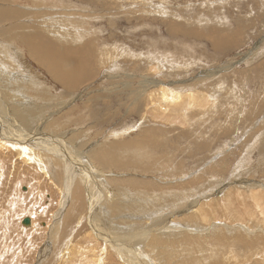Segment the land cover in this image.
<instances>
[{"label": "rangeland", "instance_id": "rangeland-1", "mask_svg": "<svg viewBox=\"0 0 264 264\" xmlns=\"http://www.w3.org/2000/svg\"><path fill=\"white\" fill-rule=\"evenodd\" d=\"M0 10L10 17L1 26L12 29L0 28V42L12 44L17 54L21 52L23 63L39 85L37 89L25 88L22 105L16 103L17 107L34 109L37 115L41 112L39 116L47 118L40 120L47 135H65L78 146L83 144L87 153L90 147L113 142L133 141L141 148L134 152L132 144L130 155L134 160L125 148L128 167H113L98 179L111 175L136 179V187L126 189L132 195L125 196L134 199L136 195H148L156 201L158 207L152 202L145 208L144 216L158 210L152 218L144 222L128 218L133 228L124 230H136L130 237L138 238L136 245L143 246L139 251L148 250L153 260L150 263L264 264V0H0ZM33 24L39 32L43 26L52 27L61 38L65 34L69 46L88 43L96 54L92 60L96 75L72 91L51 78L30 59L25 44L17 41L21 34L13 35L17 27L31 29ZM227 37L232 44L226 43ZM219 39L223 42H216ZM163 87L179 92V107L161 101ZM168 107L175 112L162 113ZM1 115L5 126L20 124L15 118L9 121L5 112ZM54 124H60L59 129L52 131ZM2 154L0 264H48L42 262L47 251L53 252L50 264H58L57 258L64 253L61 245L65 234L49 242L47 229L23 230L30 225L23 223L26 218L30 223L35 217L36 223L53 224L50 216L60 198L58 183L18 155L10 158L7 152ZM139 154L144 161L136 159ZM88 179L86 186L79 183L84 196L92 187L94 197L104 191V185L96 186L91 176ZM120 193L112 197H117L118 203L123 200ZM102 194L108 198L107 192ZM194 198L198 202L187 206ZM48 200L53 203L48 206L51 209L41 213L42 203ZM100 201L95 202L97 209L99 205L105 209ZM167 203H174L176 209L166 208ZM196 209L203 218L198 217ZM78 211L81 213V207L74 208ZM118 219L111 213L102 224L121 223ZM83 222L74 225L77 228ZM122 232L118 234L122 235L120 239L114 236V244L108 247L129 256L127 247L134 245V240L129 237L128 245ZM91 234L92 229L86 228L78 235L83 238L79 253H74L78 255L67 264H91L93 251L95 259L104 257L108 264L126 260L115 252L103 253L105 242L93 239ZM163 240L176 246H168ZM162 257L165 262H158Z\"/></svg>", "mask_w": 264, "mask_h": 264}, {"label": "bare ground", "instance_id": "bare-ground-1", "mask_svg": "<svg viewBox=\"0 0 264 264\" xmlns=\"http://www.w3.org/2000/svg\"><path fill=\"white\" fill-rule=\"evenodd\" d=\"M8 18H10V17H6L4 12L2 10H0V28H2L3 30L11 31L12 29H10V27H8L9 25L7 27L3 26V25L1 26V23L4 20L7 21ZM33 25H34V27H31V29L29 28L30 30L27 29L26 25L17 27V31L13 35L17 36V33L21 34L20 37L17 36V41L25 44V46H26L25 51H26V53H28V56L30 57V59H32L39 66H42L43 69H45L47 71V73L50 77L53 76L51 78L56 80V82L62 84V86H64L65 88L71 89V91H72L78 87L77 85L79 83L85 82V81L91 79L92 77H94L96 75L97 72L94 69V66L92 63V60L95 58L96 54L94 52V48L91 49V46L88 43H83L82 45H75L76 43L75 44L68 43L71 45V46H69V45H67V37L65 34L61 38L60 36L56 35L54 30H52V27L50 30V29H46V27H43V26H41L40 32H39V31H37L36 25L35 24H33ZM174 28L175 27H172L173 31H174ZM31 30H33V31H31ZM220 35H222V34H220ZM230 37H227L226 43L232 44ZM10 38L16 39L14 37H10ZM220 41L223 42L222 39L216 40V42H220ZM86 42H90V41H86ZM11 45H9L7 43L0 42V116L3 115V114L1 115V113L5 112L6 114H8L6 116H7V119L9 121H12L15 118L20 122V124H8L7 123V126H5V124L1 123L3 121V119L0 118V123H1L0 124V162L3 160L2 159V157H3L2 153L7 152V155H9L10 158L18 155V157L20 159L27 160L30 164H34L38 168L42 169L48 177L54 179L58 183V185H59V197H60L57 200L58 206L56 207L54 213L50 216L53 224L48 223V221H46V222L45 221H38L36 223V222H34V219H36V218L32 217L33 219H31V223H30V218H28V220H29L28 224H30V225L25 224V226L28 225V227H26L23 230L24 231L31 230V228H33L34 230L36 228L37 231L47 229L48 234L47 233L46 234H47V239L49 242H52L55 238H57L61 234H65V237H63V240H64L63 244L61 245L64 253L57 258L58 264H67L68 261L72 257L78 255V254H74V253H79V247H80L81 242L83 241L82 235L79 237H78V235L82 234L86 228L92 229L91 237L93 239H99V240H102L103 242H105L103 248L101 249V251L103 253H109V252L114 253L115 252V256H118V258L120 257L119 255H122L121 259H122V257H123V259H126L125 261L123 260L122 262L120 260L121 264H136L137 261H140L139 263H141V264H153V263H150V261L152 259L146 253L148 250L144 251L143 249H140V251H139L140 243H139V245H136V243H138L139 241H135L138 238L133 239L130 237V235H132L131 233L134 234V232L136 230L132 229V231H134V230L135 231L130 232L131 231L130 230L129 231L130 233H124V230L129 228V227L133 228V225L131 224L132 225L131 226L130 221L127 220L128 218H132V219L136 218L139 220L142 219L143 222H144L145 218L146 219L150 218V217L152 218L153 216H151V214L153 212H158V210H155V208H153L155 211H150V212H148L147 216H144V214L146 213L145 208L148 209L149 208L148 205L152 204V202H153V205H152L153 207H158V206H156L157 205L156 201L153 199H149L148 195L145 193L144 194L147 196H145L144 198H143L144 195L142 197L136 195V196H134V199H130L127 196H125V194L128 196L132 195L131 193L126 192V189H129L130 187H133L134 185L136 187V184H137L136 179H132V178H129V179H126V178L122 179L121 178L120 179V176L118 177L119 178L118 179V178H116V176L112 177V175H111V177H108V176H107V178L105 177L104 180L98 179L101 175H103L102 174L103 172L109 171L113 167H115L118 170H125L128 167L127 157H125L123 155L125 148H127L129 150V156L131 157L132 160H134V158H135V156L130 155L132 144H133V146L136 147L132 150L134 152H139L138 150L141 148L139 146L137 148V145L133 141H131L132 144H129V143H123L122 144L119 142H113V143H110L109 145H102L100 147H96L95 149L90 147L89 152L87 153L88 149L84 150L83 144H79V146H78V142H76L75 140L72 141V139H67V137H65V135H58V136L53 135L52 136V134H54L55 132L50 134V135H47L46 134V133H48L46 131L47 129L45 128V126L40 121L41 119H43L42 116L41 117L39 116V114L41 112H39V114L37 115L36 112L33 111L34 109L33 110L31 108L30 109H27V108L21 109L19 106L18 107L16 106V103H18L20 105L23 102L21 100V98L23 97L22 91L25 88L30 87V90H31V87L32 88L35 87V89H37V87H39V85H38V82L34 79V75L30 74V71H31L30 68L26 64L23 63V59L20 57L21 52L19 53V51H18V54H19L18 55L16 52H14V50L16 51V49H13V50L11 49L12 48ZM92 47H94V46H92ZM14 48H16V47H14ZM2 49H4L5 52ZM33 73L35 74V71H33ZM38 74H40V73H38ZM163 88L164 89L162 90V94H161L162 100L161 101L166 102L169 106H171L172 104H175L176 106H178L177 103L180 101V98H181V95L178 94L179 92L174 91V90H170V89H168V87H163ZM46 97H47L46 101L48 102L50 99H48L47 95H46ZM44 99H45V97H44ZM51 100H53V99H51ZM53 101H55V100H53ZM34 102H36V100ZM26 103L27 102L24 101L25 105H26ZM55 106H57V105H55ZM38 108H39V105H38ZM168 108L166 110H164L162 113H166L168 110H172L173 113L175 112L173 107H168ZM45 110H47V109H45ZM40 111H42V109ZM179 116H181V115H179ZM46 119L47 118H45L43 120L45 121ZM174 120H175V118H174ZM207 120H209V119H207ZM18 121H16V122L18 123ZM48 122H49V120H48ZM58 125H60V124H58ZM58 125L54 124L52 126L53 128H51V130L52 131L58 130L59 129ZM52 131H50V132H52ZM6 132H7V134H6ZM113 134H117V133H113ZM112 137L115 138L114 136H112ZM150 137L153 141H156L155 135H151ZM119 138H121V137H119ZM166 143L159 142V144H161V145H165ZM91 146H93V145H91ZM46 154H48L50 156L51 160ZM140 154H139V157H137L136 159L139 160L140 162H142L145 159L143 160V158H142V156H140ZM104 158H108L109 160L103 161ZM83 162H86L87 166L83 167ZM58 164H60V167L58 166ZM153 166H154V164H153ZM138 167L144 168L143 166H138ZM121 173H123V172H121ZM129 173H127V174H129ZM110 174H112V173H110ZM132 175H133V173H132ZM89 176H91V180L96 184V186L98 184L105 186L104 191L107 192L108 198L104 197L103 194H102V196L100 195L104 191L101 192L100 194L97 193V196H95V197L92 196V195H95V193L93 192V188H95V187H92V186H91L92 188L89 191H87L88 189L85 191V196L86 195L87 196L85 197L83 195L82 185H80V184L83 183L85 185L86 182L90 183L89 179H88ZM129 176H130V174L127 176V178ZM134 176H135V174H134ZM173 179L174 178H172L171 180H173ZM117 181H120L122 183V185H120L119 182L117 183ZM149 182H151V181H149ZM177 182L174 183L175 186L177 185ZM140 183H143V182H140ZM95 184H94V186H95ZM174 184H172V186ZM92 185H93V183H92ZM139 185L142 186V184H139ZM152 185H154V184H152ZM156 185H157V183L155 184V186ZM143 186L149 187L150 185H144L143 184ZM159 189L161 190V188H159ZM96 190H97V188H96ZM118 191H121L120 194L123 195V200H121L122 202H119V203L116 201V200H118L117 197H116V200L112 198L113 196H115L114 193H118ZM88 192H90L91 195H88L89 194ZM263 193H264V191H263ZM135 194H133V195H135ZM102 197H103V199H102L103 202L100 201V199ZM263 197H264V195H263ZM176 198H177V196H176ZM99 201L102 204L104 203L105 209L102 208L103 209L102 210L100 208L101 205H99L100 207H98L99 209H97V205H95V204L97 202L99 203ZM197 202L198 201H196L194 198V200L190 201L187 204V206H191ZM260 202H262V201H260ZM174 203H167L165 205V207L170 208L172 210L176 209V207L174 206ZM50 204L53 205L52 201H50V200H48L46 202V204L42 203V206L43 205H45V206L43 209L39 208V209H42V210H40L41 213L45 212L46 211L45 209H47L48 206H50ZM79 207H81V213H84V216H83V214L81 215L80 211H78L77 213L74 212V208L76 209ZM95 208H96L97 212H95ZM48 209H51V207H49ZM100 209L102 210L101 213H100ZM196 210H197L198 217L200 219L203 218L204 217L203 213L199 209H196ZM37 211H38V209H37ZM262 212L264 213L263 207H262ZM74 213H76V214L74 215ZM79 213H80V215H79ZM111 213L116 215V217L121 218V219L117 220V221L120 220L121 223L114 222L112 224H102L104 222V220ZM73 215H74V217L72 218ZM99 215H101V217H99ZM191 215L194 216L193 212ZM82 217L84 218L83 219L84 222H83V220L81 221ZM64 220L67 222L65 223ZM76 221H79V223L80 222H83V223L80 224V226L76 228L74 225V223ZM125 221H126V223H124ZM128 221H129L128 225H130V226L127 227ZM191 221H193V220H191ZM159 222H161V221H159ZM35 223H36V225H35ZM153 223L154 222H152V224ZM136 224H139V223H136ZM141 224L142 223H140V225ZM125 225H126V227H124ZM85 226H87V227L85 228ZM136 226H135V228H136ZM142 229H144V228H142ZM160 229H162V227ZM122 230H123L122 234H124L123 238L125 239L126 243H127V240L129 237L132 240H134V245H133V243L130 242L132 244V246L131 245H130V247L126 246L128 248L127 251H128L129 256H126V254L121 253L124 251L119 252L117 249H114L113 247H108V244H111V243L114 244L113 243L114 236L116 238H119V236H122V235L118 236V234L121 233ZM137 230H139V228H137ZM162 230L164 231V229H162ZM158 231L159 230H157V232ZM167 232H169V231H167ZM138 233H140V232H138ZM170 233H168V234H170ZM73 234H75L77 237H75V236L73 237ZM146 234H144V235H146ZM172 235L175 236V233ZM136 236H137V234H136ZM178 236H177V238H180ZM160 237H161V235H160ZM169 237H168V239H169ZM139 238H140V236H139ZM140 240H142V238H140ZM166 240H167V238H166ZM178 240L179 239H177V241ZM160 241H162V240H160ZM172 241L174 242V239H172ZM163 242H164V244H167L169 241L163 240ZM173 242H169V243H173ZM117 243H119V242H117ZM127 244L129 245V243H127ZM167 245L172 246L173 244L172 245L167 244ZM173 246L175 247L176 244ZM118 247H120V246H118ZM140 248H143V246ZM153 248H157V247L153 246ZM135 249L137 250L136 252H135ZM90 250L92 251L93 248L90 247ZM153 250L155 251V249H153ZM163 250H165V249H163ZM159 252H160V250H159ZM149 254H150V252H149ZM165 254L167 256H169L168 255L169 253H165ZM152 255H154V254H152ZM45 256H46V259L42 262H44V263L48 262V264H50L52 257H53V252L47 251ZM92 256H93V259L91 260V264H108V262H107L108 259H106L104 257H99V258L95 259V257H94L95 252L94 251L92 253ZM157 256H158V254H157ZM1 258L2 257L0 256V259ZM137 258H139V259H137ZM153 258H155V255ZM261 258L262 257H260V259ZM260 259H258V260H260ZM109 260L113 263V259H109ZM163 260H165L164 257H162V259L161 258L158 259V262L163 261ZM163 262H165V261H163Z\"/></svg>", "mask_w": 264, "mask_h": 264}, {"label": "water", "instance_id": "water-1", "mask_svg": "<svg viewBox=\"0 0 264 264\" xmlns=\"http://www.w3.org/2000/svg\"><path fill=\"white\" fill-rule=\"evenodd\" d=\"M24 224H28L29 223V220L28 218H26L24 221H23Z\"/></svg>", "mask_w": 264, "mask_h": 264}]
</instances>
